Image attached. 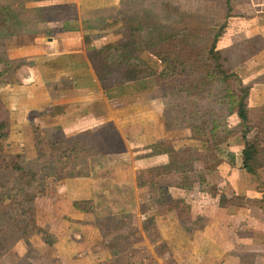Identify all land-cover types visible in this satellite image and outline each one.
<instances>
[{"label":"rangeland","instance_id":"rangeland-1","mask_svg":"<svg viewBox=\"0 0 264 264\" xmlns=\"http://www.w3.org/2000/svg\"><path fill=\"white\" fill-rule=\"evenodd\" d=\"M46 1L0 0V5L10 7L12 11L9 23L3 24L0 27V31H2L0 32V60L2 61L0 63V71H5L13 63L17 66V68L11 69L10 74L3 76L2 79L4 80H0L10 81L11 78L9 82L10 86L8 85L7 89L8 95L6 96V100L9 96L12 98V110L7 106L8 117L9 113L11 114L9 117V155H19V153H13L14 149L25 147L19 155L21 161L19 158L18 160L16 159L17 162H21L22 168L12 170V174L5 173V171L0 173V264H17V259L22 257V252L25 250V246H23L24 242L16 239L24 241V239L30 236L35 237L37 231L43 228L48 231L44 224L45 219L40 220V216L37 215L38 211L34 208L37 194L49 195L48 192L50 191L52 194L55 193L57 197L61 195V197L68 196L73 201L77 197H81V200L85 201L89 198L87 182H84V176L86 178L85 172L79 174L78 177L76 176L74 181L70 179L67 181L64 179L63 181L62 175H58V172L62 170L59 164L64 152V147L61 148L60 146L65 142L61 140L57 144L56 151L51 150L48 152L47 149L54 146V144L49 139L48 133L43 134L44 142L38 144L39 152L36 154L41 161L37 164L34 157L35 153L28 151L26 148L24 129L26 123H20V121H26V113L20 106L17 86L23 85L24 78L29 73L27 68L32 65L29 56L41 52L40 47H38L40 44L36 46L32 45L34 44L33 40L40 41L42 38L49 40L51 37L57 36L59 31L57 24L61 20L63 22H61L63 30H66L71 25L70 19L67 18L70 14L66 12L67 9L65 7L55 6L54 8H49L48 5H44ZM144 8L155 13L156 18L160 21H167L171 26L181 27L182 25V27L187 28L191 34H196L197 41L195 44L204 47L209 45L212 36L223 22L226 13L224 0H122L121 4L115 8L82 13L81 22L86 19L93 20L92 25L94 26H92L93 30L91 34L94 37L93 40H98L97 42L101 41V43L108 42L114 38L115 28L111 26L112 21L122 17H125V21L131 20L134 18L132 17L133 15L139 13ZM13 15L17 19L14 20ZM54 17L56 18L53 20L52 18ZM228 24V28L219 37L216 49L221 55L227 54L233 56L232 62L239 65L236 68L237 71L239 69L247 70L249 67L252 70L255 67V71L251 75L249 74L244 77L243 81L254 80V85L251 88L250 106L254 110H257L264 106V84L257 78V76L264 74V50L258 53L256 50V54L254 52L251 53V51L255 50L259 45H264V0H233L232 17ZM3 33L6 35L4 36ZM259 59H263L261 63H259ZM146 63L150 69L160 68L159 65H161L157 66L156 61L151 57L147 58ZM154 77L150 81L153 87L152 91L144 93V97L146 98L147 96L151 100V104H142L143 106L136 108L135 106L131 107L132 105H136L134 101L131 99L125 100L124 103H132L130 107L124 108V110L130 109L123 113V117H126L127 121L132 119L147 122L153 118L155 119L159 114H162V118H165L167 114H170L169 108L171 105L169 101L170 103L175 100L178 101V104L173 105L174 110L175 108L179 109L180 106H184V98L177 95L175 87L170 84L167 74L161 73L160 76L156 75ZM142 98L139 97V103H142ZM22 103L25 108L23 101ZM111 106L112 111L117 113L116 116L119 112L124 111L112 103ZM156 111L159 113H156ZM177 111L172 112L174 115H170V117L173 123L179 127ZM41 113L39 110L34 116L33 113H30L29 118H36ZM175 116L176 120L174 121ZM94 118L97 126L105 125L110 123L108 119L111 120V114L107 117L104 114H100ZM229 119L230 124H232V117ZM158 126L153 127L149 125L147 127L150 131V134L146 135L148 141H154L162 135L163 132H161L162 130ZM151 128L152 130H150ZM179 129V133H169L170 138L173 139L171 145L179 141L180 136L187 134L185 130ZM43 130L46 131L47 127H44ZM50 135L55 137V134ZM229 145L228 153H234L241 147L235 139H232ZM141 151L146 153V151L150 150L145 151L143 148ZM43 154L45 155L46 166L41 165ZM159 159L160 157H157V163H160ZM133 164L135 166L136 163L133 161ZM229 166L228 163H224L214 174H207L205 176V187L204 182L197 179L199 176L195 168L187 167V172L192 171L188 175L189 178L195 179L193 185L187 190L178 187L184 178V172L181 169V165L177 162L170 164L171 171L169 174L157 176L150 188L142 186V181L138 178L137 182L140 185L138 204H136L134 212L127 218H121L123 221L121 225L118 224L117 220L105 221V229L107 230L106 241L111 242L113 237L120 233L125 232V234H129L139 231L142 226L146 225L149 228L155 224L156 215L154 217V214H159L160 211H166L167 209L166 204L161 203V200L182 199L193 207L195 216L204 213L206 211L204 207L207 205L205 197L208 196L209 199L206 188L214 184L217 189L219 188L217 192L219 195L217 196L218 199L243 204L245 205L243 207L248 208L249 213L247 214L248 217H244L243 219H231L229 225L224 224V227L219 232L217 231L210 235L208 239V242L211 243L210 246L215 248V246L219 245L217 239H222L228 240L230 243L226 246L227 252L231 248H236V250L242 249L247 245V241L255 239H253V234L257 235L256 241L262 240L263 242L264 208L259 206L261 205L259 202L264 200V168L259 171L257 178L250 180L243 170ZM245 182L251 190H253L252 186L256 187L257 192H262L263 189V194L253 196L252 198L243 196L244 194L239 189L241 184H245ZM57 192L61 195H58ZM140 201L141 206H139ZM208 203L213 204L212 200ZM198 211L199 214L197 213ZM231 231L235 235L228 238L229 234L224 239L222 234L225 235ZM238 231L245 232L244 235L238 236L241 237V241L236 235ZM35 244H39V242H35ZM42 254L46 255L48 253L43 249ZM251 260L256 264H264L263 257H252ZM227 261H232L230 255H228ZM34 264L48 263L46 259H42ZM201 264H212V259L207 256Z\"/></svg>","mask_w":264,"mask_h":264},{"label":"trees","instance_id":"trees-1","mask_svg":"<svg viewBox=\"0 0 264 264\" xmlns=\"http://www.w3.org/2000/svg\"><path fill=\"white\" fill-rule=\"evenodd\" d=\"M232 1L224 0V20L207 47L196 45V34H191L187 28L182 25L171 26L167 21H160L155 13L144 8L133 15L131 20L125 21V17H122L112 21L111 26L115 28L114 38L98 44L87 53V59L104 92L115 88L135 90L133 94L119 98V102H125L128 98L138 101L139 97H143L142 103L151 104V100L147 96L145 98L144 93L152 91L150 81L161 73L167 74L177 95L185 100L184 106L175 110L173 105L178 104V101H169L170 114L163 118V133L158 139L148 141L145 131L142 130L139 134L125 133V140L136 163V177L142 181V186L150 188L153 180L159 175L169 174L170 164L176 162L184 172V178L178 186L184 190L189 189L195 180L189 178L188 175L192 171L187 172V167L195 168L199 176L197 179L204 182V187L205 176L217 172L224 163H228L231 168L243 170L250 180L257 178L259 171L264 168V106L257 110L250 106L254 80L243 81L244 77L255 71V67L252 70L249 67L247 70L237 71L239 65L232 62L233 56L221 55L216 49L219 37L228 28L232 17ZM11 13L10 7L0 5V27L9 23ZM13 17L14 20L17 19L15 15ZM92 24L93 20L88 19L81 22L86 44L94 41L91 35L94 26ZM256 50L257 53L263 51L264 45L257 46L251 53L256 54ZM148 57L153 58L157 66H162L150 69L146 63ZM262 60L259 59V63ZM14 67L17 68L15 63L5 71H0V80H4L3 76L10 74ZM257 78L264 84V74ZM10 81H0V170L22 168L21 162L16 161L18 158L20 160V156H11L8 152L10 123L6 96ZM174 111L178 112L179 127L170 117L174 115ZM47 112L52 113L51 110ZM231 117L232 124L229 119ZM179 128L187 134L180 136V140L171 145L173 139L169 133H179ZM232 139L241 147L234 153H228ZM143 148L150 151L144 153L141 151ZM157 157H160L161 164L157 163ZM206 189L211 197H215L217 187L214 184ZM161 203L166 204L167 209L154 214L155 224L149 228L142 226L139 231L129 234L120 233L114 236L111 242L106 241L105 221L117 220L121 225V218H127L129 215L103 218L94 216L93 234L97 239L93 244L84 246L86 241L83 242V239L76 243L69 238L68 241L75 248L72 254L78 257L83 251L90 252L100 242L113 257L111 263L104 264H160L159 259L165 264H171V249L175 246L178 234L183 232L185 222L192 220L194 209L182 199L161 200ZM74 206L81 213L93 211L90 201L79 200L74 202ZM196 220L200 224V218ZM196 230H199V225H196ZM38 236L49 255L42 254L43 249L39 248V244L24 242L25 250L22 257L17 259V264H34L42 259H46L48 264H60L59 260L55 262L48 250L53 246L56 237L44 228L38 231ZM241 257L248 262V257L256 256L248 254Z\"/></svg>","mask_w":264,"mask_h":264},{"label":"crops","instance_id":"crops-1","mask_svg":"<svg viewBox=\"0 0 264 264\" xmlns=\"http://www.w3.org/2000/svg\"><path fill=\"white\" fill-rule=\"evenodd\" d=\"M121 2L122 0H47L44 5H48L49 8L61 6L67 9L66 12L70 14L67 18L70 19L71 25L63 30L61 20L57 24L59 28L57 36L49 40L43 38L40 41L33 40L32 45L40 44L38 47L41 52L29 56L32 62V65L27 68L29 73L24 78L23 85L17 86L20 106L26 113V121H20L21 124L26 123L24 127L26 148L35 153L37 164L41 161L36 155L39 152L38 144L44 142L43 134L48 133L49 139L54 144L47 149L48 152L56 151L57 144L61 140L65 142L60 146L64 147L59 164L62 170L58 172V175H62V180L74 181L79 174L83 172L86 174L84 182H87L89 194L87 201L91 202L93 210L91 213H81L75 208L74 202L81 200V197L73 201L68 196L61 197L62 195L58 192L57 194L61 196L57 197L50 191L49 195L37 194L36 196L34 208L38 211L37 215L40 216V220L45 219L44 224L48 232L56 237L53 246L48 250L55 262L59 260L60 264L111 263L112 255L105 246H101L100 242L94 246V250L83 251L80 256L75 257L72 254L75 248L68 239L76 243L83 239V242L86 241L84 246L93 244L97 239L93 234L94 216L118 217L128 216L134 212L138 204L139 185L125 133L139 134L140 130H144L147 135L150 134L147 128L149 125L153 127L159 125V129H162L164 125L162 114L147 122L132 119L127 121L123 113L130 109L124 110V108L130 107L132 103L119 102V98L133 94L135 90L115 88L104 92L87 59L88 51L101 42H97L98 40L90 44L84 42L81 14L115 8ZM111 103L124 111L116 116L117 113L112 111ZM134 103L136 105L131 107L138 108L144 104L139 103V100ZM6 105L12 110L11 96L6 100ZM38 110L42 112L40 115L29 118L30 113L34 116ZM48 110L53 112L48 113ZM156 113L159 112L156 111ZM100 114L106 117L111 114V120L108 119L110 123L97 126L94 117ZM38 117L40 120L37 119ZM44 127H47L46 131L43 130ZM50 134H55V137ZM23 148H15L13 153L20 155ZM41 165L46 166L44 154ZM3 171L8 174L13 173L12 170H0V173ZM252 188L253 190L249 189L245 182L241 184L239 191L244 194L243 196L250 198L263 194V189L262 192H257L256 187L252 186ZM218 190L219 188L217 192ZM217 192L215 197L207 193L209 199L208 196L205 197L206 211L196 216L194 213L192 220L183 225V232L178 234L175 246L171 249V263L201 264L204 258L209 256L212 264H256L251 260L252 258L248 257V262H245L241 256L254 254L256 258H264V241H256V234H253L255 239L247 241V245L242 249L231 248L227 252L226 246L230 243L222 239H217L219 245L215 248L210 246L211 243L208 242L210 235L219 232L224 224L229 225L231 219H243L248 217L249 213L248 208L243 207L245 206L243 204L218 199ZM210 200L213 204L208 203ZM259 203H261L259 206L264 208V200ZM197 213L199 214V211ZM198 218H200V224L197 223ZM196 225H199V230H196ZM74 227L78 229H73ZM244 234L243 231L236 232L237 237ZM233 235L235 234L232 231L222 234L224 239ZM238 239L241 241V237ZM16 240L39 242V248L46 249L38 237V231L35 237L30 236L24 241ZM152 253H154L153 250ZM228 255L231 256V262L227 261ZM161 260L159 259V263L165 264Z\"/></svg>","mask_w":264,"mask_h":264}]
</instances>
